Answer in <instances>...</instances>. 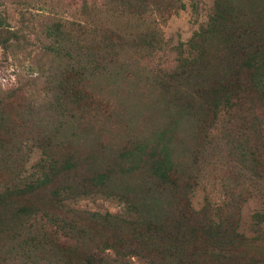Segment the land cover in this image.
I'll return each instance as SVG.
<instances>
[{"label":"rangeland","instance_id":"1","mask_svg":"<svg viewBox=\"0 0 264 264\" xmlns=\"http://www.w3.org/2000/svg\"><path fill=\"white\" fill-rule=\"evenodd\" d=\"M225 1L230 5L237 23L264 20V0ZM104 2L0 0V15L6 32L3 35L0 33V120L3 116L14 121L11 129L0 123V183L19 172L23 149L18 146L20 144L13 145L8 133L10 129L11 138L14 139V133L26 128L23 111L30 107V115L36 116V112H40L41 121H52L57 130L50 142L53 147H50L51 153H47L48 159L60 164L66 158L76 167L53 182V185L65 182V185L71 186L72 196L80 197L70 204L71 207L99 214L123 211L122 204L116 200L99 195H82L94 189L89 183L92 174L111 169L112 176L104 185V191L124 193V198L137 206L147 196L162 194L158 202L152 198L149 212H145L142 206L137 212L143 217L158 214L178 216L185 206L181 186L191 188L194 185L192 179L198 176L197 185L189 196L194 209H199L204 200L221 205L229 198L244 196L246 191L254 192L243 203L239 217V230L245 235H252L249 231L252 214L264 212L262 178L257 179L258 188L248 185L245 177L251 173L245 167L246 162H240L239 156L225 155L223 152L217 156H201L203 124L198 115H202L204 109L200 103H194L189 111L184 109L187 100L184 99L183 90L194 88L196 84L193 81L197 79L213 77V67L217 66L218 61H225L229 53L232 54L230 48L235 44L232 40L225 42V34L218 33L213 38L211 51L205 52L198 62V69L193 67L190 71L184 70V73L178 71L173 75L176 79L172 77V81L166 76L160 81L154 75L159 69L165 74L169 73L168 70L175 64L172 48L177 43L186 42L198 27L206 23L212 0H181L183 8L158 23L162 49L152 58L142 57L135 49H121L123 44L115 33L126 35L131 32L132 25L116 17H113L115 20L111 19L112 22H106L109 19L106 20V12L101 7ZM92 30L97 36L94 45L90 46L81 39L80 32L85 38ZM83 45H88V49L82 48ZM77 65L84 66L87 71L81 75L76 70ZM92 65L96 67L95 72H90ZM177 108L179 115L175 116ZM175 118L178 121L170 127L168 147L174 164L173 171L181 184L164 185L153 192L152 187L145 186L150 180L145 162H138L136 169L128 174H122L114 166L122 151L133 150L136 143L150 141L154 132L166 129ZM12 129H16L14 133ZM214 133L218 140L219 130ZM39 151L33 152L25 163L24 175L34 172ZM122 163L121 168H125L127 161ZM49 189L42 188L31 199L8 200L0 206V218L8 220L12 212L29 199L44 206L48 212H57ZM147 192L152 194L148 195L150 193ZM225 215V221L235 220L233 211ZM88 227L89 235L97 237L98 225L92 223ZM194 227H198V224H194ZM19 232L21 235L9 239V242L0 238V249L4 247L14 254L24 250L23 231ZM194 238L191 247L198 255L221 254L222 249L215 240L205 235L198 238L196 234ZM120 240L126 245L134 244L128 229ZM236 248L240 254L236 255L238 257L232 256L235 264L246 262L247 255L255 262L264 264V238L253 240L249 245L238 244ZM56 249L65 264H91L82 252L85 246L79 245L73 249L67 244H59ZM39 251L46 256L54 250L43 247ZM129 264L143 263L131 259ZM221 264L226 263L221 261Z\"/></svg>","mask_w":264,"mask_h":264},{"label":"trees","instance_id":"2","mask_svg":"<svg viewBox=\"0 0 264 264\" xmlns=\"http://www.w3.org/2000/svg\"><path fill=\"white\" fill-rule=\"evenodd\" d=\"M101 7L106 12V20L109 19L106 22H112L115 20L113 17H116L125 19L126 23L132 25L131 32L126 35L115 33L124 46L121 49H135L142 57L152 58L162 49L158 23L176 14L183 5L181 0H105ZM230 9L225 0H212L206 23L198 27L186 42L177 43L172 48L175 64L168 70L169 73L165 74V71L159 69L154 75L160 81L164 76L172 81V77L176 79L173 75L178 71L184 73V70L190 71L197 67L204 53L211 51L213 38L218 33L225 34V42L232 40L235 44L230 48L232 54L229 53L225 61H218V67H213V77L197 79L193 81L196 84L194 88L189 89V86V90H183L186 96L184 99L187 100L184 109L191 110L194 103H200L204 109L203 114L198 115L203 124L201 156H217L222 152L225 155L239 156L240 162H246L245 167L251 173L245 177L248 185L258 188L257 179L262 178L264 182V20L261 23H237ZM3 24L0 15L2 35L6 33ZM94 32H88L92 37L89 35L85 38L80 32L81 39L93 46L97 36ZM78 41L77 39V43ZM82 48L87 50L88 45H83ZM77 66L76 70L81 75L87 71L84 66ZM95 69L92 65V71H89L95 72ZM177 112L178 108L175 116L179 115ZM39 115L42 116L38 111L36 116L30 115V107L24 110L22 119L27 121V126L21 132L16 131L17 133H14L16 129H12L14 139L10 135L14 121L1 117L3 121L0 120V123L10 128V141H13V145L15 143L22 146L23 161L16 176L11 175L0 183V206L10 199L32 198L36 192L48 187L57 212H48L44 206L29 201L30 198L26 204L13 211L8 220L0 218V238L9 242V239L19 237V230H22L24 249L14 254L3 247L0 249V264H65L56 249L59 244H67L73 249L79 245L85 246L82 252L91 264H129L131 259L143 264H221V261L235 264L232 256L240 254L236 245H249L253 240L264 238L263 211H256L251 216L249 231L252 235H245L239 230L240 210L254 192L246 191L244 196L229 198L221 205H213L204 200L199 209H194L189 196L197 185L198 176L192 179L194 185L191 188L181 186L185 206L178 212V216L158 214L143 217L137 212L140 206L145 212H149L150 204H153L152 198L158 202L162 194L147 196L137 206L125 199L124 193L104 191V185L112 176L111 169L92 174L89 183L94 189L82 195H99L116 200L122 204L123 211L99 214L71 207L70 204L80 197H73L71 186L65 185V182L55 185L53 182L74 171L76 167L66 158L60 164L48 159L47 153H51L50 147H53L50 142L57 130L52 121L42 122ZM177 121L175 118L169 122V127L154 132L150 141L136 143L133 150L122 151L114 166L122 174H128L136 169L138 162H145L150 176L145 186L152 187L153 192L164 185L174 186L175 183H180L173 171L174 164L168 147L170 127ZM216 130L220 132L218 140L214 136ZM38 149L40 154L34 172L24 175L25 163ZM124 161H127V166L121 168ZM228 211L234 212L235 220L225 221V213ZM92 223L98 225L97 237L90 236L87 230ZM194 224H198V227H194ZM127 229L134 244L126 245L120 240ZM195 234L198 238L205 235L215 240L222 249L221 254L198 255L191 247L196 239ZM43 247L54 251L43 256L39 251ZM245 257L246 262L242 264H259L250 256Z\"/></svg>","mask_w":264,"mask_h":264}]
</instances>
